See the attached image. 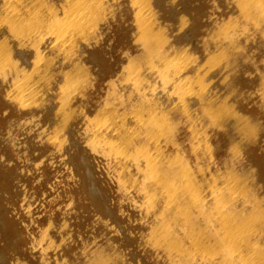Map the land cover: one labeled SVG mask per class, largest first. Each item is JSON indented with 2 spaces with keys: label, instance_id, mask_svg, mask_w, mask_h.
Wrapping results in <instances>:
<instances>
[{
  "label": "bare ground",
  "instance_id": "6f19581e",
  "mask_svg": "<svg viewBox=\"0 0 264 264\" xmlns=\"http://www.w3.org/2000/svg\"><path fill=\"white\" fill-rule=\"evenodd\" d=\"M219 8L225 16L213 15ZM115 23L136 49L107 61L118 49L107 41ZM104 70L108 90L95 104L100 84L92 80ZM246 87L264 93V0H0V102L41 115L42 142L66 155L83 197L115 228L102 245L85 239L83 253L63 264H164L160 252L168 264H264V130L237 98ZM179 108L217 128L218 144L231 151L224 170L198 178L179 151L167 150ZM99 146L120 184L145 195L139 215L114 203L100 181L92 157ZM220 177L227 184L213 181ZM7 227L0 199V230ZM14 248L10 238L0 243V264H15Z\"/></svg>",
  "mask_w": 264,
  "mask_h": 264
},
{
  "label": "rangeland",
  "instance_id": "374dc122",
  "mask_svg": "<svg viewBox=\"0 0 264 264\" xmlns=\"http://www.w3.org/2000/svg\"><path fill=\"white\" fill-rule=\"evenodd\" d=\"M219 9L221 10L222 8ZM220 10L218 12V9H214L213 15H216V17L219 15V17L225 16V11L223 9ZM119 27L118 23L113 25L109 30L110 32L108 31L110 34H107V41H111L109 45L112 43L110 46L115 48L118 47V49L122 45L119 50L116 49V52H119L120 55L116 52H114L116 55L111 53L114 55H107V61L110 60V56L114 60L117 59L122 61L121 58L124 57L123 50L125 51L128 49L134 52L136 49L135 42L127 40L125 34L121 32L122 30ZM121 35L123 36L121 37ZM127 43L129 44L127 45ZM258 59L259 58L255 57V60ZM119 65L121 66V63ZM119 65H115V68L119 69ZM250 71L253 75L257 74L256 71ZM250 71H248L249 74ZM107 75L108 72L104 70L99 73V75L93 76L97 80L93 78L92 84L93 82L94 85L96 83L100 84V93L98 94L97 92L99 91L95 90L93 93L95 104L103 100L106 96L108 84H106L107 81L103 79L106 78ZM98 77L101 78L99 79ZM247 88L248 87L242 89L241 93H239L240 95L238 94L240 98H237L242 105H245L244 108L258 119L264 130L263 90L257 87ZM245 89H247V91ZM257 90L260 91L257 92ZM248 93L250 95H248ZM260 93L262 95H260ZM179 109L176 111V117L179 121L177 122L178 127L176 126L174 131V140L170 139L168 133L167 135L165 134L167 136V141L165 143L167 150H173L169 152L179 151L181 156L183 155V158H186V161L198 178L204 175L211 177L213 176V171L224 170L226 159L230 157L231 151L228 146H221L218 144L219 135L217 128L207 123L205 124L206 127H203L204 125H200V123H194L193 121L195 119L192 116ZM35 112L36 111H34V114L24 112L15 102H0V199L7 209L8 220V227L6 230H0V243H6V238H10L15 242V248L10 252V256L13 258L12 260L15 264H63L64 258H67L69 253L79 256L83 253L82 244L85 239L90 240V243L96 241L93 244L94 246L102 245L106 242V234L102 236L103 232H113L115 228L110 222L106 224V221H101L98 211L91 207L88 201L83 197L82 192L84 184L79 177H77L66 155L57 151L52 145L46 146V144L42 142V132L44 131L45 124L41 115ZM86 124V119H81L78 122V130L83 143H87L89 136ZM194 124L198 125L194 127ZM200 126L205 129H202ZM202 130L206 132L203 133L204 131L202 132ZM194 131L199 134L196 133L195 135ZM202 134L205 136L203 135V137ZM206 135H210V138ZM201 137L204 139V142L203 140L200 141V139H202ZM42 143L44 144L42 145ZM27 145H31V147ZM262 146L264 145H261L257 152L264 159V147ZM92 155L95 160L94 167L97 169V173L100 175L105 173L104 176L102 174L103 179L101 178L100 181L106 187L108 186V192L112 197V201L114 200V203L122 202L126 207L125 211L130 214L132 213V216L139 215L140 213L138 212H140V207L137 208L136 206H140V204L146 202V199H144L145 195L134 189L135 186L132 185V183L127 186L125 185L127 188H124L122 184H120V181L117 180L120 175L119 170L115 171L114 168L116 165L117 169V164H115L114 160L111 161V164L109 161L111 158H108L109 156H107L105 152H102L100 146L92 152ZM100 155L101 158L99 157ZM102 169L106 172H103ZM213 181L217 184H227L228 182L226 177H220ZM79 182H82V184ZM113 184L114 186H112ZM227 189L230 188L227 187ZM259 191L261 195L264 196V182L259 186ZM132 192L134 193L133 195ZM239 205H241V202L238 206ZM135 207L137 210H135ZM64 226H67L69 229L67 227L66 229ZM61 228H64V230ZM60 230L64 235L60 233V235L57 234V231L59 232ZM63 236L66 238L62 240V238H64ZM160 253L157 258L158 261L168 264L169 262L165 253ZM157 259L155 258L154 260L156 261ZM108 264H126V262L119 260L116 263L109 262Z\"/></svg>",
  "mask_w": 264,
  "mask_h": 264
}]
</instances>
